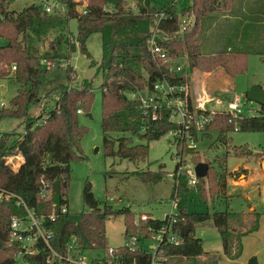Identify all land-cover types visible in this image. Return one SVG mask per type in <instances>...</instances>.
Segmentation results:
<instances>
[{
  "label": "trees",
  "instance_id": "1",
  "mask_svg": "<svg viewBox=\"0 0 264 264\" xmlns=\"http://www.w3.org/2000/svg\"><path fill=\"white\" fill-rule=\"evenodd\" d=\"M15 1L0 0V82L10 78L19 85L9 104L0 107V120L13 118L22 125L21 130L14 128L0 134V264H14L21 251V245L10 235L12 217H24L26 214L24 206L17 205L19 200L24 201L38 216L44 217L53 232L51 244L61 253L66 252L72 239L87 250H106L109 247L106 239V219L109 216L125 215L126 233L158 228L168 219L167 215L165 219L150 218L137 224L129 207L114 209L112 205H102L89 181L83 189V201L88 209L78 213L61 211L63 205L68 206L71 162L85 157L82 140L87 130L79 124V103L85 109L90 108L94 90L93 81L85 80L82 87L65 85L58 91H50L51 107L45 100L47 97L42 100L39 87L42 76L49 72L43 68V60L65 57L62 54L64 45L70 52L79 45L90 57L88 38L96 32L102 35V60L100 64L92 61V66H97L98 73L103 76L102 128L107 156L133 162L145 161L150 141L158 140L170 131L181 133L186 130L195 137L199 130L206 133L215 130L219 141L231 147L236 156L254 154L248 146H231L228 134L233 130L264 132V106L257 114L241 116H234L227 110L212 113L197 108L187 75L172 72L169 65L171 61L180 62V59L186 58L189 70L212 72L222 68L227 75L235 76L246 70L249 54L257 53L264 60V0H191L181 11L183 17L192 19L184 30L175 4L161 0H133L136 10H133L129 0H87L86 13L78 10L82 0H59L66 9L56 13L46 12L42 2L14 8L12 4ZM251 6L254 8L250 10ZM162 13L164 16L160 18ZM215 13L225 16L222 22L221 18L218 19V30L226 36L222 41L226 44L221 51L206 52L202 47V33L205 29L206 34V20ZM72 18L78 20V32L74 39L64 33ZM155 28L158 31L157 41L171 61L163 62L151 52L148 39ZM14 66L16 69H13ZM67 70L73 74L70 79H74L73 68L69 66ZM159 81L187 85L189 90L181 94L191 113L204 114L209 118L203 127L190 124L188 129L186 124H177L171 119L172 109L166 104L160 109L162 117L158 120L143 115L141 102L132 99L130 94L145 91L160 100L154 89ZM54 95L57 98L54 99ZM39 104L38 112L30 111L32 105L37 108ZM135 138L146 143H135ZM15 160L19 162L17 167L13 165ZM180 164L170 198L178 200L180 214L176 231L181 243L165 246L168 264L173 260L179 263L204 255L202 239L194 231L196 224L208 220L213 221L221 234L224 253L231 259L240 258L244 249L243 237L259 228L260 213L253 211L254 221L249 226L241 212L229 209L189 212L187 205L193 189L204 197L205 180L210 181V191L219 195L227 188L228 176L235 179L246 177L248 170L239 167L229 171L227 160L219 159L221 171L214 170L208 163L207 179L198 177L197 184L191 186L189 177L178 174ZM133 173L147 184H156L164 179L162 171ZM51 214L55 215V221H50ZM40 247L39 255H24V258L44 264L48 249L43 245ZM127 255L130 261L134 257H142L134 251L127 252ZM208 259L210 263H218L216 257ZM247 264H260L258 256H250Z\"/></svg>",
  "mask_w": 264,
  "mask_h": 264
},
{
  "label": "rangeland",
  "instance_id": "2",
  "mask_svg": "<svg viewBox=\"0 0 264 264\" xmlns=\"http://www.w3.org/2000/svg\"><path fill=\"white\" fill-rule=\"evenodd\" d=\"M41 1L51 2L53 0H16L12 7L20 9L34 2L41 3ZM161 1L175 4L176 10L180 14V20H182V9L191 2V0ZM129 2L132 3L133 10H136V3L133 0H129ZM84 3H87V0H82V4ZM252 8L254 6H251L250 10ZM224 17L215 13L206 20L207 26L205 27L208 30L206 34L205 29L202 33V47L205 48L206 52L221 51L225 47L226 43L222 41L226 39V36L219 33L218 30V19L221 18L220 21L222 22ZM77 32L78 20L72 18L64 33L74 39ZM87 49L90 52V57L84 53L79 45H76V49L71 52L64 45L62 54L65 57L58 58L57 66L49 67L43 64V68H47L49 72L42 76V83L39 87L42 100L47 97L45 100L48 101V107H51L53 100H51L52 94L49 95L50 91L65 85L73 88L82 87L83 81H93V100L90 108L85 109L79 103V108L85 111L78 114L79 124L86 128L87 133L82 140V153L85 157L75 158L71 162L72 171L68 192L70 212L78 213L88 209L83 201V189L86 182L89 181L92 191L102 205L109 204L114 209L129 207L134 213L136 222H139L142 213H149L153 218L163 219L167 214L176 211L170 196L175 185V174L179 162L181 163L180 167L186 173L183 175L188 177L187 170L190 173L194 172L198 162L211 163L212 168L219 172L221 169L218 160L224 159V161L227 160L229 171L239 167L249 168V177L238 183L235 178L228 176L227 188L219 195H214L210 191V181L205 180L203 186L205 198L200 195L198 190L193 189L187 210L189 212H214L215 210L229 209L230 211L241 212L249 226L254 221L252 212L254 210L260 213L259 228L245 236L243 254L240 259L235 260L224 253L221 234L213 221L198 223L194 232L197 237L202 239L204 255L179 263L173 260L170 264H213L210 263L208 257H216L218 259L217 264H237L240 263L237 261L242 259L246 261L248 254L259 255L261 264H264V132L241 130L229 132L228 138L231 146H248L254 152L251 156H236L231 147L219 141L218 133L215 130L207 133L199 130L196 137L189 132L194 139L196 148L192 147L191 139H187L186 145L178 144L175 136L169 132L160 139L149 142V155L145 161L133 162L128 159L107 156L102 128L103 94L101 87L103 76L102 73H98L97 66H92V61L100 64L102 60L101 33L91 34L87 40ZM180 60L184 67V73L189 80L190 92L195 106L198 105L196 101L199 96H202L203 100L206 101L205 107L213 112L227 110L228 104L232 101H238L241 104L244 115H254L260 110L261 105L259 103L245 98L244 95L254 84L264 85V60L261 55L257 53L248 55L246 70L226 78H224L223 73L225 72L222 68H217L212 72H205L200 69L189 70L187 59L182 58ZM69 66L75 72L74 79H70L73 74L68 72ZM194 73H196V78ZM204 73L211 74V76ZM220 78L224 79L220 81ZM18 88L19 85L16 81L10 78L2 80L0 82V102L9 104L12 97L17 94ZM86 97L87 95L84 96V98ZM55 98H57L56 95H54ZM40 104L37 108L32 105L30 111L38 112ZM250 109H254L253 112ZM88 113H91V116ZM180 120L179 115L175 117L176 122H180ZM14 128L22 129L19 120L13 118L0 120V134ZM134 142L146 143V141H140L138 138H135ZM16 163L15 160L13 165ZM135 171H162L164 179L156 184H147L133 173ZM239 179H244V177ZM227 196L228 200L225 201ZM106 239L109 247H119L126 243L125 215H113L106 219ZM102 252L88 249L84 251V255L87 258H94L102 255Z\"/></svg>",
  "mask_w": 264,
  "mask_h": 264
},
{
  "label": "built area",
  "instance_id": "3",
  "mask_svg": "<svg viewBox=\"0 0 264 264\" xmlns=\"http://www.w3.org/2000/svg\"><path fill=\"white\" fill-rule=\"evenodd\" d=\"M41 2L44 9L48 13H56L66 9L65 4L59 0ZM85 5L86 3L80 5L78 8L81 13H86ZM163 16L164 13L161 14L160 18ZM159 21L157 22V27ZM180 22L182 30H184L189 23L192 22V19L189 16H182V20H180ZM157 37L158 31L157 28H155L152 35L148 39V44L152 54L155 58L160 57L163 62L171 61L167 52L158 43ZM43 63L46 66L55 67L58 64V61L44 59ZM13 69H16V66H14ZM169 69L176 74H185L184 67L180 62L171 61ZM154 89L159 94L160 100H157L155 95L145 91H138L130 94L132 99H137L141 102L142 113L145 117L152 118L153 120L160 119V117H162L160 109L166 104L167 107L172 109L171 119L176 122L175 117L179 115L181 120L176 123L186 124L188 129L190 124H195L198 128H201L209 120V118L204 114L196 115L189 111L186 100L183 97V94H181L187 93V90H189L187 85L170 84L168 81H159L155 83ZM3 106H6V103L0 102V107ZM253 110L254 109H250L251 112H253ZM227 111L232 113L234 116H241L244 114L241 109V104L238 101L230 102L228 104ZM78 113H84L83 109L78 108ZM189 132V130L182 131L181 133L179 131H170V133L175 136L178 144L184 145L187 139H191V144H193L192 147L196 148V145L193 142L194 139L190 136ZM17 159L19 161V157H17ZM18 161L14 167L19 165ZM187 172L189 173V184L191 186H195L198 182L195 169L192 173L188 170ZM178 174L181 175L186 173H184L180 167ZM1 197L2 193H0V198ZM172 200L176 211L171 214H167V221L160 227H150L146 231H141L139 233H126V243L124 245L119 247H108L106 250H102V255L94 258H87L84 255V251L87 249L81 248L75 239H72V241L68 244L65 253L57 251L51 244L53 232L47 226L44 217L38 216L36 212L29 208L24 201L19 200L17 201V205H23L26 210V214L24 217L13 216L11 220V239L21 245V251L17 254V260L14 264H38L36 262L27 261L24 258V255H39L41 253L40 245H43L48 249V255L44 264H60L61 262L66 264H168L169 257L165 254V246L167 244L176 245L181 243V238L176 231V224L178 223L180 214L177 208L178 200L177 198ZM61 211L66 213L69 211V207L63 205ZM166 216L163 219H165ZM49 218L50 221L56 220L54 214H51ZM150 218L153 217L149 213H142L140 215L139 222L136 223L139 224L140 222L147 221ZM121 248L123 251H119ZM129 251L137 252L141 254L142 257H134L133 260L130 261L129 255H127V252Z\"/></svg>",
  "mask_w": 264,
  "mask_h": 264
},
{
  "label": "water",
  "instance_id": "4",
  "mask_svg": "<svg viewBox=\"0 0 264 264\" xmlns=\"http://www.w3.org/2000/svg\"><path fill=\"white\" fill-rule=\"evenodd\" d=\"M245 98L259 103L264 106V87L262 85L254 84L244 95ZM91 116V113H88ZM209 164L206 162H199L195 166V174L199 178H206L209 173Z\"/></svg>",
  "mask_w": 264,
  "mask_h": 264
},
{
  "label": "crops",
  "instance_id": "5",
  "mask_svg": "<svg viewBox=\"0 0 264 264\" xmlns=\"http://www.w3.org/2000/svg\"><path fill=\"white\" fill-rule=\"evenodd\" d=\"M250 55V54H249ZM204 74H206L207 76L208 75H210L211 76V74H207V73H204ZM194 76H195V78H196V73H194L193 74ZM223 75H224V78H226V77H229V75H227L226 73H223ZM223 75H221V76H223ZM224 78H220V81H222L221 79H224ZM193 80H194V78H193ZM219 81V82H220ZM263 87H264V85H262ZM197 103H198V105H196V107H199V108H203V109H205V110H208L206 107H205V103H206V101H204L203 100V98H202V96H199V98H198V100L196 101ZM211 112H213V111H211ZM245 168H247V167H245ZM238 168H236L235 170H237ZM248 170H249V174H248V176H246V177H244V176H241V177H244V179H236V181L238 182V183H241V182H243L245 179H247L248 177H249V175H250V169L249 168H247ZM235 170H233V171H235ZM254 210H252V212H253ZM245 223H247L246 222V220H245ZM247 235V234H246ZM245 235V236H246ZM245 236L243 237V242H244V239H245ZM243 251H244V249H243ZM252 255H255V254H252ZM251 254H248L247 256H246V261H244L243 259L241 260V261H237V262H240V263H237V264H247L248 263V258L250 257V256H252ZM257 256H259V255H257ZM259 258V262H260V264H261V261H260V256L258 257ZM238 259H240V258H238ZM236 260V259H235Z\"/></svg>",
  "mask_w": 264,
  "mask_h": 264
}]
</instances>
